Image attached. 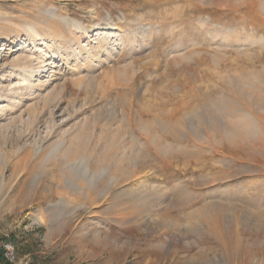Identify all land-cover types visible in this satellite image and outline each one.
<instances>
[{
  "label": "rangeland",
  "instance_id": "rangeland-1",
  "mask_svg": "<svg viewBox=\"0 0 264 264\" xmlns=\"http://www.w3.org/2000/svg\"><path fill=\"white\" fill-rule=\"evenodd\" d=\"M46 8L82 45L117 25L77 75L65 19L50 48L17 27ZM76 134L124 161L65 206L40 153ZM0 264H264V0H0Z\"/></svg>",
  "mask_w": 264,
  "mask_h": 264
},
{
  "label": "bare ground",
  "instance_id": "bare-ground-1",
  "mask_svg": "<svg viewBox=\"0 0 264 264\" xmlns=\"http://www.w3.org/2000/svg\"><path fill=\"white\" fill-rule=\"evenodd\" d=\"M41 18L42 22L27 21L23 26L18 25L17 27L19 30H22V28L26 30V33L30 36L33 44H35L37 40H40L42 41L40 45H45L46 48H50V45L55 44L59 39H68L61 28V20L65 19L66 24L71 28L72 36L67 41H74L75 45L77 44L76 47L70 48V54L66 53L68 59L69 57L74 58L72 69L76 72V75L82 71L85 65L93 63L96 58L99 59V48H103L105 45L109 44L111 41L110 38L115 34L114 29L117 27V25L113 24L112 21L106 24L107 27H103L102 24L97 23L95 25L96 30L98 31L95 38L96 41H89L88 43L82 45L80 38L84 36L88 37L91 32V30L88 27H85L82 22L75 19H68L62 14L57 13L54 9L49 8H46L41 12ZM11 24L14 23L11 22ZM48 41H50L51 44H49ZM47 55L48 49H44L43 46H39L36 51H31L27 54H24L23 52L22 55L16 59L13 67L16 68L17 71H22V74H20L21 79L18 82L19 86L13 89L11 88L10 93L16 91L21 92L22 90H26L28 88L37 89L38 87L43 86L41 85L40 76L36 78V83L31 78L35 76L34 74L38 72L40 68H46L47 65H45V63L48 60ZM55 55V53L52 54V56ZM49 59H51V57ZM50 96L51 94H46L44 100H47ZM3 111H6V107L2 108V112ZM78 137L79 134H76L75 136H71L69 141L62 139L54 142L49 148L42 150L41 153L39 152L40 154H43L42 156L44 161L61 164V169L58 170V172L62 174L60 186L63 188L59 189L57 194L59 195V202L65 206H70L72 201L70 196L73 195L72 191H74L75 188L81 191L79 194L85 195V199L86 197L90 198L94 182L102 178L106 172V168L115 161V166L112 164V167L114 166L113 170L115 172L113 180L116 179V168H119L124 161L123 158L116 160V158H114L115 155L113 157L111 156L112 153L109 154V151L105 150L102 151L101 154L97 155L96 146H93L90 149L88 147L89 145H87V142L85 141L82 142L79 140L78 142H75V139ZM29 151L32 155L37 154V149L32 148ZM79 154L81 155L78 156ZM63 179H68V182L65 184ZM75 207L76 206L73 208ZM46 216L47 215L40 209L36 218L39 222L45 223L48 218H46ZM51 218H54V216H51Z\"/></svg>",
  "mask_w": 264,
  "mask_h": 264
},
{
  "label": "built area",
  "instance_id": "built-area-1",
  "mask_svg": "<svg viewBox=\"0 0 264 264\" xmlns=\"http://www.w3.org/2000/svg\"><path fill=\"white\" fill-rule=\"evenodd\" d=\"M5 248L7 250V257L8 258H11V257H14L15 256L14 255V249H13V247H12L11 244H5Z\"/></svg>",
  "mask_w": 264,
  "mask_h": 264
},
{
  "label": "trees",
  "instance_id": "trees-1",
  "mask_svg": "<svg viewBox=\"0 0 264 264\" xmlns=\"http://www.w3.org/2000/svg\"><path fill=\"white\" fill-rule=\"evenodd\" d=\"M1 250H2V252H1V253H2V256H3V258H4L3 247L1 248Z\"/></svg>",
  "mask_w": 264,
  "mask_h": 264
}]
</instances>
